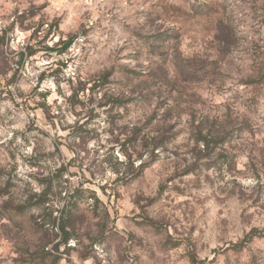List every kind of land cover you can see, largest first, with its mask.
<instances>
[{
  "label": "clouds",
  "instance_id": "1",
  "mask_svg": "<svg viewBox=\"0 0 264 264\" xmlns=\"http://www.w3.org/2000/svg\"><path fill=\"white\" fill-rule=\"evenodd\" d=\"M0 264H264V0H0Z\"/></svg>",
  "mask_w": 264,
  "mask_h": 264
}]
</instances>
